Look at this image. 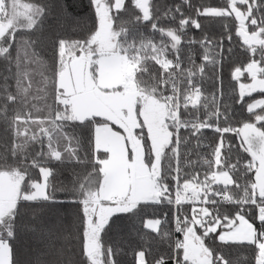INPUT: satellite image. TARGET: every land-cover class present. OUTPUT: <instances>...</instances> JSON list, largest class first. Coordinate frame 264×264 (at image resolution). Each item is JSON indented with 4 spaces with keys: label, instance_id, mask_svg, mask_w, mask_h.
<instances>
[{
    "label": "snow or ice",
    "instance_id": "1",
    "mask_svg": "<svg viewBox=\"0 0 264 264\" xmlns=\"http://www.w3.org/2000/svg\"><path fill=\"white\" fill-rule=\"evenodd\" d=\"M91 4V24L79 38L56 37L48 66L36 53L38 41H17V32H39L66 5L0 0V58L7 62L0 121L11 134L0 143V264H36L16 248L24 209L39 218L65 205L77 210L80 250L46 249L44 264H119L120 248L106 238L121 234L146 207L161 205L173 212L174 228L162 233L167 252L151 264H264V98L245 101L264 93V0ZM201 18L221 20L224 31L209 36ZM146 30L160 40L146 37ZM233 34L251 58L234 68L232 79L239 82L247 73L251 83H239L238 97L230 101L221 72L237 56ZM196 47L203 52L199 64ZM149 61L158 68L150 70ZM31 64L40 65L39 73ZM209 72L216 91L206 95ZM37 74V91L50 94L52 103L33 118L18 109L36 99L29 93ZM205 130L217 134L211 144L203 142ZM228 134L239 138V148ZM239 152L250 159L234 157ZM161 224L146 221L157 232ZM234 248L251 254L234 258ZM135 260L150 264L145 250Z\"/></svg>",
    "mask_w": 264,
    "mask_h": 264
},
{
    "label": "trees",
    "instance_id": "2",
    "mask_svg": "<svg viewBox=\"0 0 264 264\" xmlns=\"http://www.w3.org/2000/svg\"><path fill=\"white\" fill-rule=\"evenodd\" d=\"M22 3H32L37 2V0H21ZM156 3L161 5H174L179 4L181 0H155ZM62 4L66 5L64 13L53 18H49L44 26L39 32L21 30L17 32V41L21 38L26 40H37L38 43L35 45V50L40 60L51 66L54 62L55 51L53 41L56 37L75 39L82 35V28L84 25H90L94 19V10L91 4V0H61ZM194 5H205V6H221L223 0H192ZM202 24L206 25L204 32L209 36L218 37L223 31V23L219 19H205L201 18ZM226 23L231 26L234 21L229 18ZM35 32V34H33ZM189 36H195L197 39L200 38L201 33L195 31H189ZM145 36L153 39L154 41L160 40L159 33H153L146 30ZM233 47L237 51V56L231 58L230 61H226L221 72L223 80V91L224 96L228 100H233V98L238 97L239 93V83H251L250 77L247 73L241 77L239 82L232 79V72L236 66H243L248 62L250 56L243 55L244 49L240 47V41L235 34H233ZM19 45L17 44V47ZM228 46L227 41L225 42V47ZM187 51V50H185ZM196 63L201 62V56L203 52L196 47ZM15 56V51L13 52ZM258 58V57H257ZM6 61L0 58V88L4 85L3 77L7 75L4 71L6 66ZM150 70H155L158 68L154 62L149 61ZM231 65V66H230ZM30 68L34 69L36 73H39L40 65L31 64ZM15 68H13V72ZM206 68V72H208ZM211 79L205 81L204 88L202 89L206 95L216 91L215 78L211 72H209ZM40 76L37 74L33 78L32 88L30 89V96H35L36 99L31 100L28 107L23 109H18L23 115L25 112L30 111L33 118L46 114L47 104L52 103L51 95L47 97L44 93L37 91L41 88ZM9 90L15 92V81L12 78L8 80ZM264 98V93H253L251 97H245V101L251 102L254 99ZM32 105H35L33 108ZM239 112V106L234 105ZM39 110V111H38ZM259 111V110H257ZM248 114L245 112V116ZM260 126L259 124L257 125ZM6 125L0 121V143L4 141H10L11 134L6 132ZM70 134L72 130L69 129ZM81 136L83 135L80 130H76ZM181 135H184V130H181ZM217 136L216 133L205 130L203 142L205 144H211L212 141ZM233 145L239 148L237 143V137L228 134ZM207 151H210L208 149ZM234 157L239 155L242 160L250 159V156L246 153H234ZM190 159L195 160L196 157H190ZM183 163V157L181 158ZM77 171H82L77 169ZM67 173L64 172L61 179L65 178ZM186 208L188 206H185ZM76 208L73 205H65L62 208L54 209L51 211L44 210L39 218L28 208L23 210L21 217H18L17 227H18V239L16 240L17 251L23 258L36 261V264H44L46 259V249L52 248H68L75 249L77 252L80 250L79 245V234H78V217L76 215ZM165 214H167L165 216ZM173 212L167 206H152L146 207L142 213L132 217L125 222V227L121 234L116 236H109L106 238L108 244L113 246H119L120 255L118 256L119 264H136L135 253L140 250L146 251V259L150 262L158 254H164L167 252L169 240L164 237L162 233L164 231H170L173 229L172 223ZM148 219H161L162 224L160 225V230L152 231L146 227V221ZM231 254L234 258H239L243 255L250 256V249L246 248H234L231 250Z\"/></svg>",
    "mask_w": 264,
    "mask_h": 264
},
{
    "label": "rangeland",
    "instance_id": "3",
    "mask_svg": "<svg viewBox=\"0 0 264 264\" xmlns=\"http://www.w3.org/2000/svg\"><path fill=\"white\" fill-rule=\"evenodd\" d=\"M148 228V227H147ZM148 229H150V228H148ZM150 230H152V229H150ZM153 231V230H152Z\"/></svg>",
    "mask_w": 264,
    "mask_h": 264
},
{
    "label": "built area",
    "instance_id": "4",
    "mask_svg": "<svg viewBox=\"0 0 264 264\" xmlns=\"http://www.w3.org/2000/svg\"><path fill=\"white\" fill-rule=\"evenodd\" d=\"M173 228H174V224H173Z\"/></svg>",
    "mask_w": 264,
    "mask_h": 264
}]
</instances>
